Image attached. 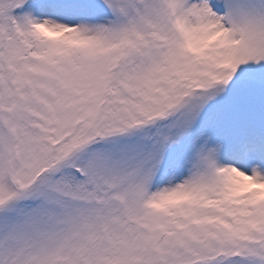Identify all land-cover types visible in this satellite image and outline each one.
Segmentation results:
<instances>
[{"label":"snow or ice","instance_id":"1","mask_svg":"<svg viewBox=\"0 0 264 264\" xmlns=\"http://www.w3.org/2000/svg\"><path fill=\"white\" fill-rule=\"evenodd\" d=\"M0 264H264V0H0Z\"/></svg>","mask_w":264,"mask_h":264}]
</instances>
